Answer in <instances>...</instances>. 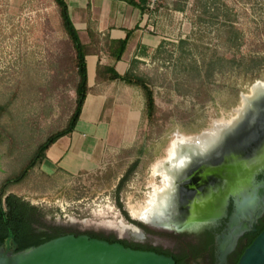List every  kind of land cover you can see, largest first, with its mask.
Segmentation results:
<instances>
[{
  "label": "rangeland",
  "instance_id": "374dc122",
  "mask_svg": "<svg viewBox=\"0 0 264 264\" xmlns=\"http://www.w3.org/2000/svg\"><path fill=\"white\" fill-rule=\"evenodd\" d=\"M145 12L152 31L165 38L133 68L155 92V120H142L126 145L108 146L95 168L70 174L41 165L12 186L10 192L43 212L40 229L114 233L111 223L125 222L118 201L128 213L144 203L157 182L155 165L167 158L176 135H184L177 132L198 135L213 120L229 118L241 95L264 79V0H157ZM228 30L238 37L232 49ZM72 54L53 0H0V104L7 105L0 118V182L67 125L79 80ZM251 57L260 64L247 75L240 64Z\"/></svg>",
  "mask_w": 264,
  "mask_h": 264
},
{
  "label": "flooded vegetation",
  "instance_id": "af4514ba",
  "mask_svg": "<svg viewBox=\"0 0 264 264\" xmlns=\"http://www.w3.org/2000/svg\"><path fill=\"white\" fill-rule=\"evenodd\" d=\"M245 116H240V122ZM256 119L260 121L254 132L257 139L217 140L202 159L188 160L181 168L170 169L189 153L187 147L164 160L160 170H168L172 180L164 194L167 203L161 218L148 223L131 217L134 223L123 217L126 223L137 225L141 234L117 230L112 234L67 230L66 234H88L156 251L172 256L177 264H237L264 229V114H256ZM162 183L158 173L155 184Z\"/></svg>",
  "mask_w": 264,
  "mask_h": 264
},
{
  "label": "crops",
  "instance_id": "0c3cea01",
  "mask_svg": "<svg viewBox=\"0 0 264 264\" xmlns=\"http://www.w3.org/2000/svg\"><path fill=\"white\" fill-rule=\"evenodd\" d=\"M65 1L81 40L91 43L98 38L100 42L93 46L101 51L87 55L90 88L75 129L50 146L42 164L49 172L74 174L99 166L108 146L121 147L134 140L142 122L141 91L122 80L98 78V62L115 66L124 74L157 51L165 38L153 32L147 23L146 10L141 9L148 5L147 0ZM126 38L127 46L120 60L103 53L107 39Z\"/></svg>",
  "mask_w": 264,
  "mask_h": 264
},
{
  "label": "trees",
  "instance_id": "16d2710c",
  "mask_svg": "<svg viewBox=\"0 0 264 264\" xmlns=\"http://www.w3.org/2000/svg\"><path fill=\"white\" fill-rule=\"evenodd\" d=\"M53 1L58 11L61 27L67 34V37L69 38L73 47V69L75 71V74H77V76L79 77L76 87V105L69 117L67 125L64 128L52 132L44 140L39 142L25 162H23L22 164H20V161L16 162V164L13 165L14 167L18 168L16 173H11V169L7 170V175L0 182V234L9 232L30 233L41 230L38 225H41L43 223V212L37 206L25 200L18 194L10 192V189L12 188V186L22 183L34 168L43 164L47 156V151L51 145H53L61 137L69 135L75 129L82 114L84 102L90 88L88 80V66L86 60L87 55L101 52L100 50L96 49L98 47L93 46L94 44L98 45V43L100 42L98 38L93 39V42L91 43H84L81 40L77 29L71 21L69 8L66 1ZM141 9L145 11L147 9V5L145 4V6H141ZM230 26L231 28H234V26ZM232 33V30H228L227 32L228 36L226 41L228 42L229 49H232L231 47L234 45L231 44L237 42L238 39V37L233 38ZM127 42V38L124 40L107 39V49L103 50V53H107L110 55L112 54L115 56L116 60H120L123 56V53L125 52ZM227 60H229V58H227ZM259 64L260 60L257 58H243L240 64V71L247 75L255 74L256 68L259 67ZM97 75L98 78L102 80H122L127 84L138 88L141 91L144 99L142 120L145 119L149 122H153L155 120L157 110L155 92L150 84L143 77L135 73L133 69L124 74H121L116 70L115 66L105 65L99 61L97 66ZM6 110L7 105L0 104V118L3 116ZM1 143L2 140L0 139V144ZM1 156L2 155H0V158ZM134 167L135 165L130 169V171H132ZM125 177L122 178L120 188L121 184L126 179ZM118 203L123 215L128 220L137 223L130 218L129 213L124 208L123 204L119 201ZM138 224L141 225V223ZM45 229L48 232L57 233L61 236L66 235L67 231V229L59 226H49Z\"/></svg>",
  "mask_w": 264,
  "mask_h": 264
},
{
  "label": "water",
  "instance_id": "95a60500",
  "mask_svg": "<svg viewBox=\"0 0 264 264\" xmlns=\"http://www.w3.org/2000/svg\"><path fill=\"white\" fill-rule=\"evenodd\" d=\"M260 85L263 86L255 94L253 88ZM244 94L246 105L243 104L241 109L242 114L248 118L240 122L241 118L238 119L236 116L235 124L224 130L219 141L226 138L238 142L242 139H257L254 132L260 121L256 119V114L261 116L264 114V80H256L250 87V93H243L242 97ZM183 145L189 146L187 150L190 161L200 160L205 155V150H196L192 142H183ZM247 169L249 171L250 167ZM131 217L147 222L140 217L133 215ZM127 224L134 227L138 235L142 233L137 225ZM0 264H177V262L172 256L151 250L134 249L118 241L110 242L88 234L61 236L39 230L30 233L0 234ZM237 264H264V229L245 249Z\"/></svg>",
  "mask_w": 264,
  "mask_h": 264
},
{
  "label": "bare ground",
  "instance_id": "6f19581e",
  "mask_svg": "<svg viewBox=\"0 0 264 264\" xmlns=\"http://www.w3.org/2000/svg\"><path fill=\"white\" fill-rule=\"evenodd\" d=\"M261 86H255L253 88V92L256 94L258 90H260ZM246 94L242 97V101L238 109H234L232 113H230L229 118H220L217 120H213L210 124V127L204 130L201 134L192 135V136H184V135H176V137L171 142L168 150H167V159L174 158L178 152L183 148H188L189 146L183 145V142H192L194 148L197 150H206L211 148L215 142L220 138L223 134L224 130L228 128L231 124H235L236 116L239 119L242 115V106L246 105ZM244 121V120H243ZM194 150V151H196ZM182 151V150H181ZM183 153V152H182ZM189 160V155L186 154L184 157L180 158L179 161L173 163L170 169L181 168L186 162ZM164 163L163 161L158 162L155 165L156 173H161L163 176L162 185H156L152 183V192L149 194L148 198L144 201L143 204H140L135 207H129V212L131 215L135 217H140L147 221H155L161 218L163 213V208L167 203V196L164 195L167 190H169V186L171 185L172 175L168 170L162 169L160 170L161 165ZM203 194V193H202ZM164 195V196H163ZM203 196V195H202ZM202 199V198H201ZM111 227L117 230L120 234H127L130 231H135L136 229L123 221H114L111 223ZM136 232V231H135Z\"/></svg>",
  "mask_w": 264,
  "mask_h": 264
},
{
  "label": "built area",
  "instance_id": "2783aa9c",
  "mask_svg": "<svg viewBox=\"0 0 264 264\" xmlns=\"http://www.w3.org/2000/svg\"><path fill=\"white\" fill-rule=\"evenodd\" d=\"M156 1H157V0H149L148 5H149L150 7H153V5H154V3H155Z\"/></svg>",
  "mask_w": 264,
  "mask_h": 264
}]
</instances>
